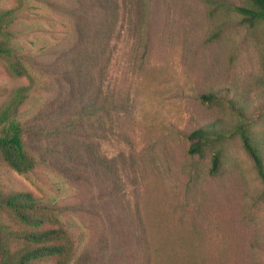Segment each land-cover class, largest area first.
Masks as SVG:
<instances>
[{
  "label": "rangeland",
  "instance_id": "obj_1",
  "mask_svg": "<svg viewBox=\"0 0 264 264\" xmlns=\"http://www.w3.org/2000/svg\"><path fill=\"white\" fill-rule=\"evenodd\" d=\"M247 5L0 0V13L20 6L13 36L0 33L19 52L0 56V113L31 88L0 136L18 119L34 161L19 173L0 152V191L53 206L76 240L70 264H264V185L241 139L217 174L212 149L189 152L195 130L241 121L228 101L264 145V24L241 23ZM0 222L33 230L7 209ZM32 247L7 238L0 264Z\"/></svg>",
  "mask_w": 264,
  "mask_h": 264
},
{
  "label": "trees",
  "instance_id": "obj_2",
  "mask_svg": "<svg viewBox=\"0 0 264 264\" xmlns=\"http://www.w3.org/2000/svg\"><path fill=\"white\" fill-rule=\"evenodd\" d=\"M247 6L236 7L235 11L241 16L242 24H264V0H247ZM20 6L0 13V33L13 36L10 25L15 21ZM221 31L215 37H220ZM18 50L9 41H0V56L17 57ZM30 87H21L9 105L0 113V121L10 116H18L20 107L29 96ZM207 102L224 100L217 93L203 96ZM240 117V122L231 128L213 123L201 127L191 133L193 143L191 154H198L204 148L213 150L211 173L217 174L223 164L226 145L236 135L242 141V147L254 164L257 176L264 185V145L255 137L254 132L247 125L245 114L234 101H228ZM22 122L14 119L10 125L11 136H0V152L4 160L17 172L28 173L34 167V161L23 150ZM11 211L17 220L33 228L32 231L12 232L0 222V251L4 250L7 238H20L34 244V247L22 252L16 264H36L41 258L56 257L55 264H70L76 253L77 246L74 235L64 228L59 221L56 210L43 199L30 192L3 193L0 191V210ZM56 223L58 227H48Z\"/></svg>",
  "mask_w": 264,
  "mask_h": 264
}]
</instances>
